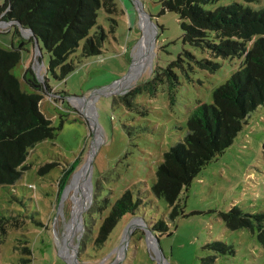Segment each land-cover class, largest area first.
<instances>
[{
	"label": "rangeland",
	"instance_id": "obj_1",
	"mask_svg": "<svg viewBox=\"0 0 264 264\" xmlns=\"http://www.w3.org/2000/svg\"><path fill=\"white\" fill-rule=\"evenodd\" d=\"M233 1L241 0L205 7ZM116 2L118 10L101 8L93 27L102 26L108 35L103 53L86 56L82 40L70 57L75 70L63 79L47 75L49 53L30 29L16 23L0 27V48L22 47L13 73L23 89L43 94L41 110L56 127L54 138L30 150L19 180L0 185V218L18 215L0 236V264H210V256H215L211 264H264L258 230L231 229L222 217L234 206L252 214L264 211V105L247 116L233 144L204 166L175 204L152 191L157 163L184 140L188 115L200 101H213V89L241 67L244 57L218 59L222 65L215 73L194 63L191 68L184 54L191 47L183 42L175 11L164 9L162 0ZM142 12L153 25V56L141 76L122 83L144 37ZM180 53L187 72L175 66L179 82L170 86L164 72ZM28 68L33 70L26 77ZM159 72L165 79L144 83L128 102L121 99ZM91 96L87 108L83 100ZM98 131L102 136L95 145ZM88 163L87 177L79 180ZM65 169L71 171L62 184ZM126 189L144 200L140 215L123 216L105 248L95 251L93 240L105 217L101 207H110ZM85 190L88 201L80 213L77 205ZM137 219L140 223L131 229ZM161 221L168 229H150ZM218 240L234 252L208 246Z\"/></svg>",
	"mask_w": 264,
	"mask_h": 264
},
{
	"label": "trees",
	"instance_id": "obj_2",
	"mask_svg": "<svg viewBox=\"0 0 264 264\" xmlns=\"http://www.w3.org/2000/svg\"><path fill=\"white\" fill-rule=\"evenodd\" d=\"M218 1L162 0L163 8L175 11L180 18L183 42L191 47L184 51L189 67L192 68L194 63L202 70L215 73L222 65L218 59L244 57L241 67L213 89V101H200L192 110L187 118L188 128L184 140L172 145L157 163L152 191L172 205L204 166L233 144L247 116L264 105V4H260L261 0H241L214 8L205 7L208 3ZM102 7L109 11L118 10L116 0H5L4 4H0V15L32 29V37L42 42L49 53L47 75L50 72L63 79L75 70L70 57L82 40L85 41L83 54L86 56L103 53L102 47L108 35L100 25L93 30ZM194 49L202 52V56ZM21 50V46L0 48L2 186L14 185L19 180L31 149L56 136L52 119L41 110L43 94L38 89H23L19 78L12 71L21 59ZM183 60V54L180 53L166 67L164 73L168 75L166 80L170 86L179 82L175 66L187 72L188 67L185 68ZM32 70L28 68L25 76L28 77ZM151 78L129 93L120 95L121 99L128 102V97L144 83L165 79L160 72ZM70 171H62V184ZM143 204L144 200L140 196L135 198L132 190L126 189L110 207L102 206L101 216L105 217L93 240V249H104L122 217L129 213L132 216L140 215ZM14 214L0 218V236L6 234L10 219L18 217ZM222 217L231 229L247 228L252 232L257 229L258 237L264 244V211L252 214L234 206L222 212ZM150 229L164 231L168 225L161 221ZM208 246L223 254L234 252L233 246L219 240ZM214 260L215 256L208 258L210 264Z\"/></svg>",
	"mask_w": 264,
	"mask_h": 264
},
{
	"label": "bare ground",
	"instance_id": "obj_3",
	"mask_svg": "<svg viewBox=\"0 0 264 264\" xmlns=\"http://www.w3.org/2000/svg\"><path fill=\"white\" fill-rule=\"evenodd\" d=\"M140 23H141V26H142V28L144 30V37L141 40V42L139 43L138 48H137V50L135 52V59H134L135 65H134V68H133L131 74L122 83L130 82L133 79H137L139 76H141L143 71L146 68V65L149 64V62L151 60V57L153 56V50L152 49H153L154 41H153V39L151 37L153 25L150 22V19L148 18V16L144 12H142V19H141ZM92 98H93V96L86 97L83 100V105L85 107L89 106L88 102H90ZM100 136H102V134L98 131V133L96 134V138H95V145H97V143H98V141L100 139L99 138ZM89 168H90V164L88 163L86 165L85 170L81 172V174L79 176V180L87 177V173L89 171ZM77 182H79V181L77 180ZM70 186H72V185H70ZM88 193H89V191L85 190L83 192V195L80 197L79 203L77 205L78 212L80 211V213H81V210L83 209V207L85 206L86 202L88 201V195H89ZM78 220H80V219H78ZM79 222H77L76 227L74 228L73 231H75L77 229ZM139 223H140V220H138V219L135 220L132 223V225H131L132 226L131 229L136 227Z\"/></svg>",
	"mask_w": 264,
	"mask_h": 264
},
{
	"label": "built area",
	"instance_id": "obj_4",
	"mask_svg": "<svg viewBox=\"0 0 264 264\" xmlns=\"http://www.w3.org/2000/svg\"><path fill=\"white\" fill-rule=\"evenodd\" d=\"M13 23H15L12 20H6V19H1V15H0V27H7L10 28Z\"/></svg>",
	"mask_w": 264,
	"mask_h": 264
},
{
	"label": "water",
	"instance_id": "obj_5",
	"mask_svg": "<svg viewBox=\"0 0 264 264\" xmlns=\"http://www.w3.org/2000/svg\"><path fill=\"white\" fill-rule=\"evenodd\" d=\"M15 22V21H14ZM16 24H18L21 28H25V27H23L22 25H21V23L20 22H15ZM28 29H30V28H28ZM31 30V32L33 33V31H32V29H30ZM35 40H36V42H37V44H39V41H38V39L35 37ZM93 157H94V155H93ZM94 159V158H93ZM91 166L93 167V161L91 162ZM91 196H92V193H91ZM162 257H163V261H166V262H168L167 261V259H166V257L162 254Z\"/></svg>",
	"mask_w": 264,
	"mask_h": 264
}]
</instances>
